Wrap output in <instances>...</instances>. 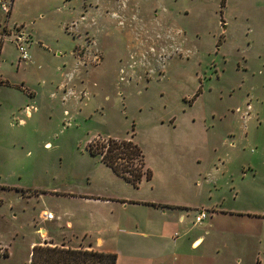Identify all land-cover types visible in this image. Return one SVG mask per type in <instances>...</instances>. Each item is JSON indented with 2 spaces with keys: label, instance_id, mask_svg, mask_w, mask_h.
<instances>
[{
  "label": "rangeland",
  "instance_id": "1",
  "mask_svg": "<svg viewBox=\"0 0 264 264\" xmlns=\"http://www.w3.org/2000/svg\"><path fill=\"white\" fill-rule=\"evenodd\" d=\"M8 28L0 264L97 238L118 264H264V0H14ZM109 139L135 144L150 180L90 153Z\"/></svg>",
  "mask_w": 264,
  "mask_h": 264
},
{
  "label": "trees",
  "instance_id": "2",
  "mask_svg": "<svg viewBox=\"0 0 264 264\" xmlns=\"http://www.w3.org/2000/svg\"><path fill=\"white\" fill-rule=\"evenodd\" d=\"M95 143L90 153L98 154L113 173L136 186L142 178L150 180L151 173L145 169L142 151L130 141L107 140ZM99 143V144H98ZM116 254L86 248L40 244L33 246L28 264H116Z\"/></svg>",
  "mask_w": 264,
  "mask_h": 264
},
{
  "label": "built area",
  "instance_id": "3",
  "mask_svg": "<svg viewBox=\"0 0 264 264\" xmlns=\"http://www.w3.org/2000/svg\"><path fill=\"white\" fill-rule=\"evenodd\" d=\"M13 5H14V0H0V55L5 38L9 35L10 29L8 28V21ZM21 41H22L21 36H16L15 43H16V48L20 55L19 60L23 62H28L29 55ZM42 217L45 219H51V215L49 213L43 214ZM205 219H206V210L203 209L197 210L194 217V223L197 225L201 224Z\"/></svg>",
  "mask_w": 264,
  "mask_h": 264
},
{
  "label": "crops",
  "instance_id": "4",
  "mask_svg": "<svg viewBox=\"0 0 264 264\" xmlns=\"http://www.w3.org/2000/svg\"><path fill=\"white\" fill-rule=\"evenodd\" d=\"M10 15H11V13H10ZM9 18H10V16H9ZM134 204H138V206L140 207V201L139 202H133ZM121 204H122V206L123 207H127L129 204H127L126 205V203L124 202V201H122L121 202ZM154 205H159V206H161V208H163V207H165L166 205V207H170V208H179L180 206L178 205V204H169V203H166V205H161V204H157V203H153ZM156 208V207H155ZM158 208V207H157ZM199 209V208H198ZM211 214V213H210ZM195 217V216H194ZM210 217V220L208 221V227L209 228H214L216 225L217 226H221V224H222V220L220 219L221 217L219 216V215H214L213 217L212 216H209ZM206 220V219H205ZM183 221H184V218H183V216L182 215H179V216H177V219H176V221L174 222L175 223V225H177V224H180V225H182V223H183ZM161 225L162 224H160L159 226H160V228H157L156 230H154L153 229V231L152 232H155V231H157V233H158V235H159V238H162V230H161ZM193 225H197V224H195V223H193ZM198 225H200V224H198ZM207 225V224H206ZM175 228H177V226H175ZM188 231V233H189V230H187ZM156 233V232H155ZM155 233H152L153 235L155 234ZM204 233H206V232H204ZM143 234H145V236H147L148 234H146V233H143ZM175 234H177L176 232L174 233V239H177L178 238V234L177 235H175ZM154 237H156V234H155V236ZM202 241V242H201ZM96 242L99 244L98 245V247L96 248V250H99V251H104V252H110L109 250H105V249H103V247H102V239H99V238H97V240H96ZM201 242V243H200ZM203 236L202 235H199V236H193L192 237V239L190 240V243H189V245H190V247H195V249L194 250H197L202 244H203ZM116 264H118V258H117V260H116Z\"/></svg>",
  "mask_w": 264,
  "mask_h": 264
}]
</instances>
